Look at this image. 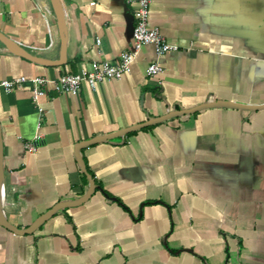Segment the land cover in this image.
I'll return each mask as SVG.
<instances>
[{
    "label": "crops",
    "instance_id": "crops-1",
    "mask_svg": "<svg viewBox=\"0 0 264 264\" xmlns=\"http://www.w3.org/2000/svg\"><path fill=\"white\" fill-rule=\"evenodd\" d=\"M66 63L44 66L0 44V81L55 80L116 61L132 46L134 4L60 0ZM148 23L175 45L142 48L128 74L77 95L0 89L1 212L18 229L87 191L78 143L215 101L264 104V0H151ZM0 32L59 57L49 0H0ZM25 142L35 151L27 152ZM97 189L34 232L0 226V264H264V109L210 107L79 151Z\"/></svg>",
    "mask_w": 264,
    "mask_h": 264
},
{
    "label": "built area",
    "instance_id": "built-area-1",
    "mask_svg": "<svg viewBox=\"0 0 264 264\" xmlns=\"http://www.w3.org/2000/svg\"><path fill=\"white\" fill-rule=\"evenodd\" d=\"M126 4H134L133 29H132V46L129 50L120 53L116 61H101L97 63L93 70L79 72H66L55 80L45 77H16L0 81V89L5 92L19 89L25 82L33 85L31 91V101L37 104V98L49 89L56 93H67L77 95L81 84H86L90 89L94 90L98 82L104 80H116L123 75L128 74L130 65L134 61L136 55L144 47H151L154 59L149 63L146 69V75L153 77L162 72L158 59L166 53L176 50L175 45L166 42L165 38L160 34L156 27H152L148 23L149 6L151 0H123ZM24 148L27 152L35 151L33 142H25Z\"/></svg>",
    "mask_w": 264,
    "mask_h": 264
},
{
    "label": "water",
    "instance_id": "water-1",
    "mask_svg": "<svg viewBox=\"0 0 264 264\" xmlns=\"http://www.w3.org/2000/svg\"><path fill=\"white\" fill-rule=\"evenodd\" d=\"M49 3L53 9L54 16L56 18V24L58 29V34L60 38V49H59V57L56 60H47L39 58L35 55H33L31 52L23 48L22 46L18 45L8 37H6L4 34L0 32V44H2L10 53L17 55L19 57H22L28 61L41 64L44 66H61L66 63V26L64 21V12L61 5L60 0H49ZM210 107H229V108H235V109H242V110H250V111H256L264 109L263 105H257V106H250V105H243L240 103H234V102H224V101H215L212 103H206L203 105H200L199 107H196L191 110H184V111H172L170 113H167L166 115L154 119H150L147 122L125 128L121 131H118L116 133L107 134L99 137H94L92 139H89L88 141L78 143V145L75 148V157L78 162V166L82 174L87 178L88 182V188L87 191L84 193L83 196L79 197L78 199L74 201H67V202H60L52 206L48 211L37 217L28 227L25 229H18L15 226H13L11 223H9L6 218L4 217L3 213L1 212L0 207V226L5 228L6 230L12 232L15 235H26L31 234L34 232L40 225H42L45 221L50 219L52 215L57 212L58 210L69 208L73 206H78L85 201L89 199V197L93 194L95 189H97V186L94 182V179L92 176L87 172L86 167L84 165V162L80 156V149L82 147L88 146L90 144L96 143V142H102L107 141L110 139H114L117 137H121L129 132L138 130L143 127L150 126L152 124L161 122L165 119H168L170 117L184 115V114H191L195 111H199L201 109L210 108ZM2 179H3V153H2V137H1V131H0V189L2 187ZM3 200V196H0V206L1 202Z\"/></svg>",
    "mask_w": 264,
    "mask_h": 264
},
{
    "label": "trees",
    "instance_id": "trees-1",
    "mask_svg": "<svg viewBox=\"0 0 264 264\" xmlns=\"http://www.w3.org/2000/svg\"><path fill=\"white\" fill-rule=\"evenodd\" d=\"M82 179H83L84 181H86V177H85L84 175H82Z\"/></svg>",
    "mask_w": 264,
    "mask_h": 264
}]
</instances>
